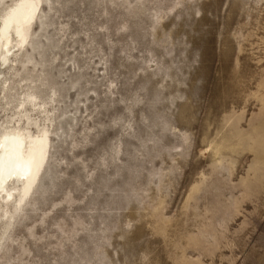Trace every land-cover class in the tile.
Listing matches in <instances>:
<instances>
[{
    "label": "rangeland",
    "instance_id": "374dc122",
    "mask_svg": "<svg viewBox=\"0 0 264 264\" xmlns=\"http://www.w3.org/2000/svg\"><path fill=\"white\" fill-rule=\"evenodd\" d=\"M11 15L0 135L38 143L0 193V264H264V0Z\"/></svg>",
    "mask_w": 264,
    "mask_h": 264
},
{
    "label": "bare ground",
    "instance_id": "6f19581e",
    "mask_svg": "<svg viewBox=\"0 0 264 264\" xmlns=\"http://www.w3.org/2000/svg\"><path fill=\"white\" fill-rule=\"evenodd\" d=\"M7 14L9 15L10 13L7 12ZM12 16L13 15L2 18L4 19V23L0 28L1 64L8 62V54H10L12 49H10L11 42L13 41L11 40L10 31L19 33L18 25L12 22ZM26 136L23 138L21 134L13 132H4L0 135V193L5 192V196L2 197L5 199L4 201L12 196L13 190H18L19 197V195L22 194L23 188L27 185L28 164L30 163V158L36 151L38 141L36 138L30 137L31 135L28 137ZM8 184L13 186L9 188ZM16 184H20V187L17 188Z\"/></svg>",
    "mask_w": 264,
    "mask_h": 264
}]
</instances>
